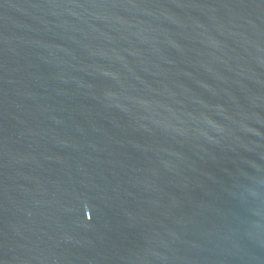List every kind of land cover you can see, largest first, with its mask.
<instances>
[{"label":"water","instance_id":"obj_1","mask_svg":"<svg viewBox=\"0 0 264 264\" xmlns=\"http://www.w3.org/2000/svg\"><path fill=\"white\" fill-rule=\"evenodd\" d=\"M0 264H264V0H0Z\"/></svg>","mask_w":264,"mask_h":264}]
</instances>
